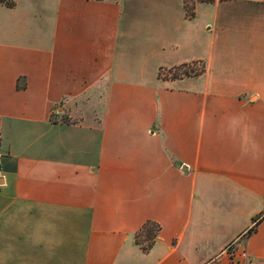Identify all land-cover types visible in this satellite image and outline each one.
<instances>
[{
	"label": "crops",
	"instance_id": "obj_1",
	"mask_svg": "<svg viewBox=\"0 0 264 264\" xmlns=\"http://www.w3.org/2000/svg\"><path fill=\"white\" fill-rule=\"evenodd\" d=\"M5 1L0 264H264V0Z\"/></svg>",
	"mask_w": 264,
	"mask_h": 264
},
{
	"label": "trees",
	"instance_id": "obj_2",
	"mask_svg": "<svg viewBox=\"0 0 264 264\" xmlns=\"http://www.w3.org/2000/svg\"><path fill=\"white\" fill-rule=\"evenodd\" d=\"M95 1H101V0H95ZM213 2L214 0H182V8L184 11V15L186 18H191L193 16L194 7L196 4H212ZM0 3H4L7 6H11V3L5 0H0ZM202 71H203V67L201 68L199 73H201ZM253 229H254V225L247 231V234L253 231ZM142 232L145 236V244L141 245L139 241L138 242L136 241V244L139 245L140 249L145 252L150 247L151 243L155 238L157 227L155 225H151L148 223L144 225Z\"/></svg>",
	"mask_w": 264,
	"mask_h": 264
},
{
	"label": "rangeland",
	"instance_id": "obj_3",
	"mask_svg": "<svg viewBox=\"0 0 264 264\" xmlns=\"http://www.w3.org/2000/svg\"><path fill=\"white\" fill-rule=\"evenodd\" d=\"M202 68V64L200 63H193L192 65H187L183 67H178L174 69L173 71H168V74H165V71H160V77L161 75H164V78H178L183 76H192L196 75L200 72ZM187 74V75H184ZM229 250V249H228Z\"/></svg>",
	"mask_w": 264,
	"mask_h": 264
},
{
	"label": "built area",
	"instance_id": "obj_4",
	"mask_svg": "<svg viewBox=\"0 0 264 264\" xmlns=\"http://www.w3.org/2000/svg\"><path fill=\"white\" fill-rule=\"evenodd\" d=\"M2 158H3V154H2V152H1V150H0V169H1Z\"/></svg>",
	"mask_w": 264,
	"mask_h": 264
}]
</instances>
